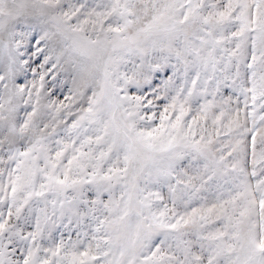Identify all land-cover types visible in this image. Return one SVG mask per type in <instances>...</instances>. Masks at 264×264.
I'll use <instances>...</instances> for the list:
<instances>
[{"label": "snow or ice", "instance_id": "6c2138e0", "mask_svg": "<svg viewBox=\"0 0 264 264\" xmlns=\"http://www.w3.org/2000/svg\"><path fill=\"white\" fill-rule=\"evenodd\" d=\"M0 264H264V0H0Z\"/></svg>", "mask_w": 264, "mask_h": 264}, {"label": "rangeland", "instance_id": "374dc122", "mask_svg": "<svg viewBox=\"0 0 264 264\" xmlns=\"http://www.w3.org/2000/svg\"><path fill=\"white\" fill-rule=\"evenodd\" d=\"M50 79V78H49Z\"/></svg>", "mask_w": 264, "mask_h": 264}]
</instances>
